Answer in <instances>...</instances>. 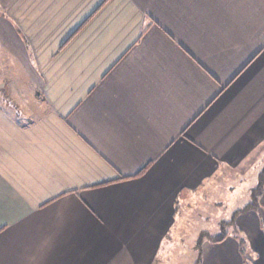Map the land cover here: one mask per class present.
<instances>
[{
	"label": "crops",
	"instance_id": "obj_1",
	"mask_svg": "<svg viewBox=\"0 0 264 264\" xmlns=\"http://www.w3.org/2000/svg\"><path fill=\"white\" fill-rule=\"evenodd\" d=\"M263 152L264 0H0V264H185ZM233 225L194 264H264V188Z\"/></svg>",
	"mask_w": 264,
	"mask_h": 264
},
{
	"label": "rangeland",
	"instance_id": "obj_2",
	"mask_svg": "<svg viewBox=\"0 0 264 264\" xmlns=\"http://www.w3.org/2000/svg\"><path fill=\"white\" fill-rule=\"evenodd\" d=\"M28 87L32 89L33 85L28 84ZM263 170L264 154H259L243 167L220 177L216 188L198 193L186 205L181 228H184L187 240L179 242L183 252L182 263L194 264L198 260L195 245L200 246V242L209 239L210 235L223 236L232 227L234 216L252 201V193L259 186Z\"/></svg>",
	"mask_w": 264,
	"mask_h": 264
},
{
	"label": "trees",
	"instance_id": "obj_3",
	"mask_svg": "<svg viewBox=\"0 0 264 264\" xmlns=\"http://www.w3.org/2000/svg\"><path fill=\"white\" fill-rule=\"evenodd\" d=\"M263 185H264V170L261 173V177H260L258 188H255L253 193H252L253 194L252 201L246 207L241 209L238 213H240L241 211H247V210L255 208L257 206V204H258V196L261 193V191L263 190ZM236 216H237V214L234 216V220H235ZM210 236H208V237L211 238V239L219 241V240H222L225 235H223V236L210 235ZM200 244H201V242H200Z\"/></svg>",
	"mask_w": 264,
	"mask_h": 264
}]
</instances>
